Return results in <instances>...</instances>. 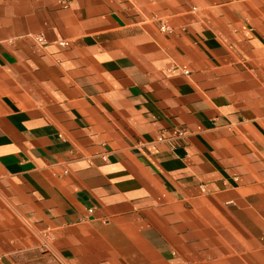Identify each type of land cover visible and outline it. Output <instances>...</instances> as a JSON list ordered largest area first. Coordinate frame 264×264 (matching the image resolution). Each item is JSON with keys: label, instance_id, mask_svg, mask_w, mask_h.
<instances>
[{"label": "crops", "instance_id": "obj_1", "mask_svg": "<svg viewBox=\"0 0 264 264\" xmlns=\"http://www.w3.org/2000/svg\"><path fill=\"white\" fill-rule=\"evenodd\" d=\"M0 264H264V0H0Z\"/></svg>", "mask_w": 264, "mask_h": 264}, {"label": "built area", "instance_id": "obj_2", "mask_svg": "<svg viewBox=\"0 0 264 264\" xmlns=\"http://www.w3.org/2000/svg\"><path fill=\"white\" fill-rule=\"evenodd\" d=\"M69 0H61V5H66L68 3ZM192 8H194V6H192ZM159 29L162 31H169L170 28L167 26V24L165 22H160L159 24ZM36 39L38 42L43 43L44 42V38L42 35H37ZM58 44L65 47L69 45V41L66 39H59L57 40ZM183 72H187V69H183ZM178 133H180V131H178Z\"/></svg>", "mask_w": 264, "mask_h": 264}]
</instances>
